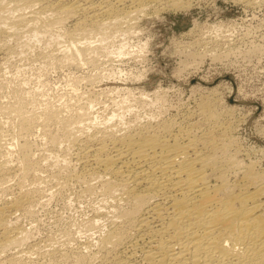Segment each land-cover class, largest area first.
I'll return each instance as SVG.
<instances>
[{
    "label": "bare ground",
    "instance_id": "1",
    "mask_svg": "<svg viewBox=\"0 0 264 264\" xmlns=\"http://www.w3.org/2000/svg\"><path fill=\"white\" fill-rule=\"evenodd\" d=\"M169 1H172L169 5L170 7H172V4L181 8L187 7L186 3L188 2L187 0H0V47H4L7 45L9 39L17 37L25 31L28 32V35L37 37V39H39L42 34L56 33V28H59L63 23H67L66 21L70 20L73 23L72 30L70 29V31L67 30L63 33L58 31L60 35L62 34L63 36L66 33V37L68 38L66 39V44L63 45L65 48L61 50L63 53L60 55L57 54L58 51L63 48L61 45V48L58 47L59 50L55 48L57 49V53L51 48L52 50H48L46 56L49 58V61L53 63L56 61L68 64L75 63L76 65L78 63L79 66L80 63H93L96 60H100L97 57L101 58L103 54L106 56L115 50L124 52L125 42H121L120 44L116 43L123 40L124 37L121 39L122 36L128 33L134 34L132 32L138 29H136L135 24H137V20L140 16L139 14H144L148 5L150 7V4L152 5L158 2L166 6ZM63 25L62 27H64ZM65 28L66 26L64 29ZM114 46L117 48H114ZM9 49H11L10 45ZM1 54L2 53H0V56L2 57ZM8 54L5 53L3 55L4 57L0 58L1 62L2 59H4L5 61L3 62L6 63L8 59L12 60L9 58ZM48 58L45 59L48 60ZM47 60H44L45 63L48 62ZM95 64L97 63L95 62ZM90 76L88 75V78ZM94 76L96 77L97 74H94ZM102 79L101 77V80ZM74 80L75 79H72V81ZM6 81L9 82V80ZM81 81L80 79L78 80V82ZM92 81L90 80V82ZM98 81H100V78ZM19 88H17V91H20ZM116 88L117 87L108 86L103 87L102 90L100 89L99 91L101 93H106ZM118 88L121 87L119 86ZM212 90L214 91V89ZM212 90L211 92H213ZM111 91H109V93ZM67 92L68 91H66V94ZM101 93L99 94L102 95ZM11 94L13 95L12 92ZM27 94L29 93L26 92L25 95ZM86 96L87 95L84 97ZM89 96L90 95H88V98H84L85 102L83 101L82 103L81 101H78L79 103L77 101V103L75 101V103H68L69 101L65 97L66 100L64 99V102L67 104L63 103L66 107L64 112L67 111L68 114L63 113V106H61L62 108L56 106L51 101L45 103V101L42 100V102H40V97L37 98L40 99L38 102L43 103L44 101L45 104L42 111L39 110L38 112H34L36 107L32 113H29L27 111L28 107H26V110L23 103L19 101L20 97H16V95L13 97H16V99L18 98V101H11V103H9V100L6 99L8 104L5 102H2L5 103V105L2 103V105L0 104L4 114H12L15 116L14 118L18 119H16V122L14 121L17 125L16 137L13 136L14 134L11 135L14 138H18V140L21 137H28L27 135H29V133L32 135V132L36 129L34 128L35 124H39L40 121L46 124L44 128L48 126L47 124H49V122H51L50 124H52V122H57V124H59V130H61L60 134L58 133L59 130H57L58 132L56 131L58 134L54 132H52L53 134L49 133L46 143L48 144L49 142L51 146L59 149L58 151H60L61 148V150L65 152L72 148L71 146L77 145L76 148L79 149V152L75 153L77 154V159L82 160V162H80L82 163L81 166H83V169L81 168L82 171L76 173L71 170V172H73V178L80 181L79 184H83L82 190L84 192L90 194L97 193L96 195L99 194L101 197L98 199L101 200L102 203L108 204V207L109 205L110 208L112 207L111 211L107 209L111 212L109 213L111 226L107 225V228H109L106 229L104 233H101L96 241H92V239L91 241L87 240L84 245H82V248H80L82 251L85 250L83 253L79 252L77 249L79 252L78 257L76 256L78 263L82 262L83 264L84 262L90 261L88 264H264V171H258L256 167H254L255 164H251L252 162L250 164H245L243 160L244 163H242L239 161L240 158L238 160L235 155L237 152L235 154L234 152L232 153L231 146L233 140L227 135V129L230 127L227 125L228 123L226 125L221 123V126L220 123L218 124V119L220 118L218 115L220 114L217 115L216 110L211 108L208 103L200 104L199 111L202 114L199 113L203 115L206 122V127L203 126L204 128L201 127V129L195 125L198 122H195V124H189V122L188 124H183L179 121L176 122L175 119L171 120L172 118L165 119L161 115L162 118L157 119L150 115L152 117H146V119H148L147 121H145V119V122L134 119L130 120L128 117L126 121V116H124L125 112H121L120 110L121 108H128L131 105H121L119 108L115 107L118 110H112L113 112L111 111V114L107 112L108 115H110L103 117V120L106 118V122L109 123L96 129L94 126L95 124L97 125V122L98 125L101 123L97 121V118L98 120L100 119L99 116L101 114L98 113L99 116L93 114L92 108L94 104L97 103L96 101L100 96L98 97L94 94L93 96L95 97ZM81 97H83V95ZM28 98L30 97L28 96ZM30 100L31 98L29 101ZM33 100L34 99H32V101ZM49 100L52 99L49 98ZM32 101L28 104H31ZM102 101L104 103L105 100ZM55 104L58 103L56 102ZM32 105L34 106V104ZM40 106L41 104L39 107ZM30 109L31 108H29V110ZM74 110L78 112L76 111L77 113H74ZM139 116L136 117L139 118ZM11 117H7V119L9 118V124L11 122L10 120L14 119H11ZM140 118L143 119L142 116H140ZM203 120L202 122H204ZM6 122L5 120V123ZM201 124L203 125V123ZM5 125L7 126V124ZM1 126L0 128L2 129ZM91 126L95 129L92 130V128L89 130ZM7 127L9 128V125ZM55 127L57 126L55 125ZM219 127L222 130L220 135L215 132ZM10 129L11 128L8 130ZM2 130L0 131V154L2 153V158H0V188L3 183L8 182L7 180L16 172L14 171L16 168L12 170V168H14L12 164L13 161H10L12 162L10 163L9 158L4 157V146L2 148V142L4 141H2L1 133L3 134L7 128L4 131ZM40 130L46 131L47 129ZM47 131H49V129ZM13 132L12 130V133ZM45 134H43L44 139L47 135ZM5 136L7 135L5 134ZM5 138L6 137H3V139ZM25 139L26 138H24V141L22 139V142L16 139L17 143L14 139L15 142L12 143L17 144V148L13 151H17L19 157L20 169L18 171H23L25 174L22 175V172V177L28 176L26 173L36 164L34 162L36 160H33L35 158H32L30 153L32 149H30L29 137L28 140ZM33 142L32 140L31 143ZM62 144L65 145L64 149H62ZM48 146H46L47 149H49ZM10 149L7 151L11 152ZM55 150L54 152L57 151ZM235 150L238 151L239 149ZM63 152L60 153V155L63 154ZM65 152L64 156L66 157L67 153ZM33 154L35 156L34 151L32 155ZM68 154H70V152ZM11 155L12 153H10V159ZM49 156L51 155L49 154ZM56 156L59 159V153ZM56 156H54V158L57 160ZM61 159L63 162V158ZM66 159L67 158H65V160ZM57 161L58 163L61 162V160ZM39 162L40 161H38V164ZM66 162L67 161H65V163ZM66 164L69 165V162ZM40 165H42V162ZM59 167L57 168L59 169ZM67 167L68 166L65 165L66 169ZM35 168L39 169V166H35ZM66 169L63 170V173H65ZM69 169L67 170L68 174V171H70ZM18 171L16 172L17 174ZM16 173L15 175H17ZM67 176H65V178ZM69 176L65 180H68ZM77 180H75V182ZM59 182L60 181H58V183ZM64 182H62V184L68 183ZM19 186L22 187V183ZM20 187L18 189L20 191L17 192L18 194L16 193L17 195L15 197L11 195L12 198L8 196L9 193L5 192L6 190L0 189L5 192L4 195L8 193L7 196L10 198L6 200V198L2 196L5 201L3 199V202L0 203V259L2 262L6 263L10 259L13 260L12 262L14 263V258L8 257L6 253L11 248H13V250L14 247L21 248L20 250L22 251L20 254L23 255V252L27 255L32 254L45 244L42 242L43 245L41 246L40 242L39 244L35 242V239L34 242L28 241L30 237H28L30 234L28 231L29 228L25 229L23 225L21 226V224H19L20 222H17L20 220H17L18 218H16L17 221H13L12 215L14 213L17 212L18 214V211H25V213L27 212L28 214L31 209L33 210L31 205L35 200V192L32 191L35 188L32 187V190H28ZM35 198L37 199V196ZM108 211L106 212L108 213ZM32 214L35 213L33 212ZM30 215L31 214H29V216ZM33 216L34 215H32V217ZM50 241L48 242L50 243ZM49 243L48 246L50 245ZM94 245L96 246V250L90 253L89 249H92ZM45 246H47V244ZM86 249L89 250L88 253L90 254L87 255V253H85L87 252ZM19 252L20 251H18V253ZM39 252L40 251H38V254ZM56 252L58 251L54 253ZM71 252L67 251L66 253L71 254ZM4 253L5 255H3ZM14 254L15 252L13 255ZM59 255L61 257V254ZM65 255L63 257H65ZM72 255L75 256L73 253ZM20 258H18V260ZM68 260L72 262V257L71 259L68 258ZM77 260H74V264ZM78 263L76 262V264Z\"/></svg>",
    "mask_w": 264,
    "mask_h": 264
},
{
    "label": "rangeland",
    "instance_id": "2",
    "mask_svg": "<svg viewBox=\"0 0 264 264\" xmlns=\"http://www.w3.org/2000/svg\"><path fill=\"white\" fill-rule=\"evenodd\" d=\"M187 1V7L185 6L184 8L176 7L172 4V7H170L169 5L172 1L167 2L166 6L168 7L158 2H155L156 6L155 3L152 5L150 4V7L148 5L146 10L147 12L145 11L144 14H139L140 16L137 20V24H135L136 29L138 28L137 30H139L140 28V30L132 32L134 34L128 33L126 34L127 36H122L121 39L124 37L123 40L116 43L120 44L121 42H125L123 49L124 52L115 50L109 53V55L104 56L103 54L101 58L97 57L101 61H95L97 64L99 62L98 65L95 64V62H86L82 64L80 63L79 66L78 63L76 65L75 63L68 64L59 61H56L57 64L56 62H54L56 64L55 65L53 62L49 61V58L46 56L47 51H50V49L52 48L54 49V51H56L55 53H57V49L59 50L58 47H60L61 45V47H63V45L66 44V39H68L66 37V33L64 34V36L61 34V36L60 32L63 33L67 30L70 31V29H73V23L70 20L66 21L67 23H63L64 25L62 24L64 27L66 26L67 29H64L62 25L59 28H56L55 31L57 34L46 33L47 35L42 34V36L37 39V37H31L30 35H28V32L25 31L17 37L9 39L7 45H5L4 47H0V53H2V57L0 56V58H3V55L5 53L8 54L9 51V58L12 59H8L7 63L3 62L5 61L4 59H2V63L0 59V104L2 102L8 104L7 100H9V103H11V101H18V98L16 99V97H20L19 101L23 103L25 109L26 107H28V110H26L29 113H32V111L36 107L37 108L36 110H34V112H38L39 110L42 111V109L44 108V104L47 101H51L56 106H63L62 111L64 114H66L67 111L64 112V110L66 109L64 104H67L64 102L66 98L69 101H67L68 103H75L76 101H81L82 103L83 101L85 102L84 98H88V95H90L91 97L100 96L99 99L97 97V103H95L94 107L92 108L93 114H101L100 116L98 115L101 120H98L97 118V121L101 123L98 125L97 122V125H93L97 129L109 123L106 122V118H104L103 120V117L109 116L113 112L112 110H118L116 109L117 107L119 108V106L121 105L125 106L128 104H130L132 107L129 106L128 108H121L120 110L121 112H125L124 116H126V118H124L126 121L129 118L130 120L134 119L143 122L146 117L150 118L154 116V118L156 119L162 117L165 119L172 118L171 120L175 119L176 122L179 121L183 124H188V122L189 124H195V122H198L195 125L198 126V128H204L206 127V122L203 118V115H201L202 113L199 111V107L202 103H208L211 108L217 111V115L220 114L218 115V117H220L221 120L220 118L218 119L220 121H218V124L220 123L221 126V123L223 125H226L228 123L227 125L231 129L233 128L232 130L230 128L227 129V135H229V138L233 140L231 146L232 153L234 152L235 154L237 152L238 154L236 153L235 155L238 160L240 158L239 161H241L242 163H244L243 160L245 161V164H250L252 162L251 164H255L254 167H256L258 171H264V0ZM157 6L163 9H160ZM9 45L13 50L9 49ZM64 48L65 46L61 48L57 54L60 55L61 53H63L61 50H63ZM114 48L117 47L114 46ZM10 50L13 54L10 52ZM40 51L43 53V55ZM45 58H48V60ZM44 60H47L49 63L47 61V63H45ZM2 70H5V74ZM94 74H97V76L95 77ZM88 75L91 76L88 78ZM97 77L100 78V81H98L99 78ZM101 77L103 78L102 80ZM95 78H97L98 80ZM72 79L75 80L72 81ZM79 79L80 81H82L78 82ZM6 80H9V82ZM90 80L92 82H90ZM73 83H75L76 85ZM108 86L117 88L120 86L121 88H116L112 91L109 90L111 91V94L109 93V91L106 93H101L99 91L100 89L102 90L103 87ZM10 88L12 89V91ZM17 88H19L20 91H17ZM212 89H214L215 92ZM211 90L213 92H211ZM66 91L69 92H67L68 95L66 94ZM11 92L13 93V95L11 94ZM26 92H28L29 94L25 95ZM23 93L25 96L23 95ZM97 93H101L102 95H98ZM81 94L83 95V97H81ZM93 94L95 96H93ZM14 95H16V97H13ZM85 95L87 96L84 97ZM28 96L31 98L30 101V98H28ZM39 97L41 101L40 99H37ZM49 98L53 101L49 100ZM32 99L34 100L32 101ZM42 100H44L45 103L44 101L43 103H40L42 102ZM102 100H105L104 103ZM31 101L32 103L28 104ZM56 102L58 104H55ZM5 103L2 104L5 105ZM32 104H34L35 107ZM40 104L41 106L39 107ZM31 105L33 108L31 107ZM29 108H31L32 110H29ZM1 111L2 109L0 110V123L2 122L4 117V123L2 122V126L0 125L2 129L6 126L5 124H7V126L9 125V128H13L12 130L15 132L12 133V130H8L9 128L7 126L3 130L0 128V131H4L7 128V130L4 132L7 136H5L4 133H1L2 141H4L2 142V148L4 146V157H8L9 162L13 161V163L10 162L14 166L12 170L16 168L14 171L17 172L20 169V161L17 151L14 152L17 148V144H12L15 141L17 143L18 140V138H14L16 137L15 134L17 132V125L15 123L17 118H14L15 116L12 114H4V112L2 111V113ZM76 111L74 110L73 112L77 113L78 111ZM103 111L105 112V114ZM107 112L110 114L108 115ZM158 112L161 114H159ZM135 115L137 117L140 115L143 119H141L140 116L139 118H137ZM199 115L201 116V118ZM7 117H11V119L14 118L10 120V124L8 121L9 118L7 119ZM199 118L200 120L198 121ZM147 119L145 121H147ZM201 119H204V122H202ZM5 120L7 121L6 123ZM41 122L42 121H40L39 124H35L34 128L36 129L34 130L36 132L31 131L32 135L31 133H29L30 136L27 135L29 137V140L28 137H21L18 140L22 142V139L24 141V138H26L30 142V149H32L30 153L32 158H35L33 160L37 161H34L36 164L34 165V167H32V169H29L30 171L28 170V172L26 173L28 176L26 177H22V175H25L23 171H18V174L15 172L17 175H15V173L14 175L12 174L13 178L11 175L9 180H7L8 182L3 183L5 187L2 185L0 189L4 191L6 190L5 192H8L9 195L8 193L6 194L10 196V198H12L11 195L15 197L18 194L17 192L20 191L18 189L21 183L23 185L22 187L25 189L32 190L33 188H35L32 191L37 194L36 195L34 193V199L36 201L34 200V203H32L31 205V208H33V210L31 209L30 213L28 214L27 212L25 213V211H18V214L17 212L14 213V216L12 215V218L13 221H17L20 219L17 222H20L19 224H21V226L23 225L25 229L29 228L28 231L30 234L28 235V237H30L28 238V241L34 242L35 239V242H38V244L40 242L41 246L43 245V243L45 244L42 246L43 248L40 247L35 250L36 253L34 251L32 253L33 255H25L26 253L23 252V255H21V248L14 247V250L13 248H11L6 253L8 257L14 258V263L12 262L13 260L10 259L9 261H7L8 264L11 262V264H21L22 262V264H41L42 262V264H47L48 262V264H53V262L54 264H74V260H77L79 252L83 253V251H85H82V249L80 250V248H82V245H84L87 240L91 241L92 239V241H96L99 235L101 233H104V231L109 228H107V225L109 226L111 224L109 213H111L110 211L112 210V207L110 208V205L108 207V204L102 203L101 200H99V197H101L99 194L96 195L97 193H93V195L88 192H84L82 190L83 184H79L80 181L74 179L72 176L73 172H80L82 171L81 168L83 169V166H81L82 160L77 159V154L75 153L79 152V149L76 148L77 145L71 146L72 148L69 149L70 151L67 150V152H65L64 150H61V148L60 151H58L59 149L51 146L49 142L47 144L46 142L48 140V134H51L52 132H54L55 134H60L61 130H59V124H57V122H52V124H50L51 122H49L46 128H44L46 124ZM200 122L203 123V125ZM14 123L16 126L14 125ZM50 125L53 126L51 127ZM55 125L57 127H55ZM92 128L93 127L91 126L89 130H91ZM40 129H49V131L42 130V132ZM94 129L95 128H93L92 130ZM217 129V131L215 132L216 134L218 133V135H220L222 133V130L220 129V127ZM57 130H59V132ZM42 133L47 134H45V139ZM11 135H13L14 137H12ZM3 137L8 138L3 139ZM11 137L13 138V140ZM31 139L34 141L33 143H31ZM12 145L15 147H13ZM46 146H48L49 149H47ZM61 146L62 149H64L65 145L62 144ZM235 146L238 147L236 148ZM9 149L11 150V152H8ZM53 149H56L58 151L57 152L55 150L57 154L59 153V159L56 156L57 154L55 155L56 152H54ZM235 149L239 150L237 151ZM33 151L35 153V156L34 154L32 155ZM63 151L67 154L70 152V154H66L65 157ZM62 152L63 154L60 155V153ZM10 153H12L13 155H11V159ZM1 154L0 158H2ZM49 154L51 156H49ZM54 156H56L57 160H61V162V158H63L64 161L62 163L59 162L62 165L58 163ZM15 157H18V161ZM64 157L67 159L65 160ZM54 160L55 162H57L55 163ZM38 161H40L39 164ZM65 161L69 162V165L66 164L67 162L65 163ZM41 162L42 165H40ZM63 164L68 166L67 169ZM35 166H39V169L37 168V170ZM57 167H59V169ZM65 169V173H63V170ZM68 169L70 170L68 171L69 174L67 173ZM71 170L73 172H71ZM58 173L60 174V176ZM67 174L68 176H71H69L68 178V180L70 179L69 181L65 180L68 177ZM64 175L67 177L65 178ZM75 180H77L78 183L77 181L75 182ZM58 181H60L61 183L59 182V184ZM62 182L68 183L62 184ZM4 191L0 192V203L3 202L4 197L6 198V200L9 198L7 195H4ZM36 196L38 200L35 198ZM107 209H110V211H108ZM106 211H108V213ZM33 212L35 214H32ZM104 212L106 213V216ZM16 214L18 217L16 216ZM29 214L31 215L29 216ZM32 215L34 216L32 217ZM16 218L18 219L16 220ZM48 241H50V243ZM48 243L50 244V247L48 246ZM46 244L48 247L45 246ZM70 249L72 250V252ZM75 249H78L79 252ZM64 250L66 252H71V254L66 253ZM89 250L90 253L95 251L96 246L94 245V247ZM89 250L86 249L87 252L85 253H87V255L90 254L88 253ZM18 251L20 252L18 253ZM38 251H40L39 254ZM55 251L58 252L54 253ZM12 252H15V254L17 252L18 255H13ZM11 253L13 256L11 255ZM72 253L75 254V256L72 255ZM59 254H61L62 258ZM3 255H5V253ZM64 255L65 257L68 256L66 257L67 259L63 257ZM71 257L72 262L71 260H68V258L71 259ZM18 258H20V261L18 260ZM0 262V264H7L6 262H2L1 259ZM76 262L78 263V260ZM89 262L87 261L83 264H88ZM80 263L82 264V262Z\"/></svg>",
    "mask_w": 264,
    "mask_h": 264
}]
</instances>
